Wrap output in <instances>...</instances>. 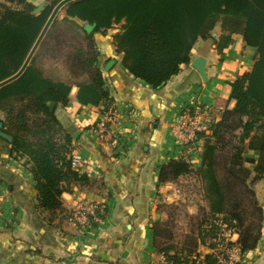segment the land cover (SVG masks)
<instances>
[{"label": "trees", "instance_id": "trees-1", "mask_svg": "<svg viewBox=\"0 0 264 264\" xmlns=\"http://www.w3.org/2000/svg\"><path fill=\"white\" fill-rule=\"evenodd\" d=\"M61 1L49 0L37 15V6L28 0L0 1V83L21 70ZM66 13L61 21L84 35L64 56L76 81L54 80L38 65L42 53L56 49L49 44L61 22L55 19L24 72L0 88V131L10 138L0 135V147H7L16 160L25 159L35 183L37 209L52 222L65 212L62 196L71 192L72 184L85 188L93 183L72 166L74 131L59 119L57 110L69 105L74 86L83 106L114 103L98 66L96 35L119 27L112 44L122 55V66L160 91L190 65L198 41L213 40L221 55L232 36L239 34L246 46L255 49L256 57L251 69L230 84L227 103L234 106L226 105L219 118L199 133L201 166L172 159L158 172L160 185L188 175L197 178L205 206L197 215L187 213L190 229L182 241L174 242L168 224H174L177 206L166 205L170 217L154 225V244L168 263L190 264L200 254L199 248L218 232L215 222L221 217L236 223L242 253L255 251L264 237V209L252 188L264 179V0H76L68 4ZM85 23L96 24V30L88 34ZM250 151L257 157H250ZM205 259L215 262L213 254Z\"/></svg>", "mask_w": 264, "mask_h": 264}, {"label": "crops", "instance_id": "crops-1", "mask_svg": "<svg viewBox=\"0 0 264 264\" xmlns=\"http://www.w3.org/2000/svg\"><path fill=\"white\" fill-rule=\"evenodd\" d=\"M28 1L38 7L48 0ZM67 6L59 8L51 24L55 19L66 18ZM113 34L96 35L98 66L122 115L119 130L126 133L123 143L104 142L93 136L90 128L101 118V104L81 105L76 99L78 88L74 86L69 105L58 108L57 114L74 135L79 132L73 154L82 158L78 171L87 174L93 183L85 188L72 184L71 192L62 196L65 212L52 222L47 213L37 209L35 183L25 159L10 157L7 147L1 146L0 264H170L154 244V225L169 220L167 206L182 202L178 187L181 180L195 178L188 175L176 182L159 184L160 167L188 155L176 143L173 122L186 107L208 106L209 115L215 120L226 105L233 107L234 102L227 103L230 84L251 69L256 51L246 46L239 34L232 36V42L221 55L213 40H200L192 52V61L198 57L207 60V83L187 65L162 90L155 91L122 66V55L116 53L112 44ZM112 60L115 63L107 70ZM45 63L41 57L38 65L53 77L45 69ZM248 155L257 157L253 151ZM187 159L194 168L201 166L199 154ZM252 188L264 209V179L254 182ZM200 197L203 198L202 194ZM85 201L104 206L99 213V217L103 216L101 221L86 232L68 221L71 211ZM200 201L203 204L198 198ZM197 211L190 209L186 213L194 216ZM199 252L209 254L202 246ZM240 264H264V237Z\"/></svg>", "mask_w": 264, "mask_h": 264}, {"label": "built area", "instance_id": "built-area-1", "mask_svg": "<svg viewBox=\"0 0 264 264\" xmlns=\"http://www.w3.org/2000/svg\"><path fill=\"white\" fill-rule=\"evenodd\" d=\"M101 118L90 128L93 136L104 142L115 141L123 143L124 135L119 130L121 122V112L113 103L110 106L101 104ZM211 108L198 105L196 107H186L181 115L173 122L172 133L176 143L187 152V158L200 154L203 140L199 139V133L207 130L210 124L215 120L209 115ZM183 157L182 159L188 161ZM82 164V158L79 155H72V166L79 170ZM104 206L97 202L85 201L79 203L70 213L68 221L76 225L81 231H88L92 223L100 222L99 213ZM219 228L218 232L209 239L202 247L208 249L209 254L214 255L215 262L206 261L207 254L201 253L194 256L190 264H240L245 254L242 253L238 244L239 234L235 222H225L221 217L216 220Z\"/></svg>", "mask_w": 264, "mask_h": 264}, {"label": "rangeland", "instance_id": "rangeland-1", "mask_svg": "<svg viewBox=\"0 0 264 264\" xmlns=\"http://www.w3.org/2000/svg\"><path fill=\"white\" fill-rule=\"evenodd\" d=\"M1 14L2 10L0 9V16ZM118 31L119 27H116L113 30H109L107 34H115ZM83 37L84 35L81 32L77 34L67 28L66 23L61 21L57 24L49 41L50 47H56V49L51 50L49 48L47 52L41 54L44 62L46 61L44 64L45 69L54 75L53 77H50L51 75L47 76L54 80H63L66 82L76 81L71 75L70 67L64 62V56L67 53H71L74 49L73 47H77L82 42ZM58 42L60 43L58 44ZM196 180L193 177H185L178 186L181 188L182 202L176 205L177 209L174 215V224H168L173 228L172 238L174 242L182 241L183 237L186 235L185 231L190 229L189 226L191 224L186 212L188 211V213H190V209L197 211L200 207L205 206V201L200 197V194H202L201 183L199 184L200 181L197 178ZM198 198L204 201V205L201 201L198 202ZM197 212L195 215H197ZM88 229L90 230L91 227H88Z\"/></svg>", "mask_w": 264, "mask_h": 264}, {"label": "water", "instance_id": "water-1", "mask_svg": "<svg viewBox=\"0 0 264 264\" xmlns=\"http://www.w3.org/2000/svg\"><path fill=\"white\" fill-rule=\"evenodd\" d=\"M73 1H76V0H62V1L56 6V8L53 10V12H52V14H51V16H50V18H49L47 24L45 25L43 31L41 32V34H40L38 40L36 41L35 45L33 46V48H32V50H31L29 56L27 57V59H26L24 65H23V67L21 68V70H20L17 74H15L14 76H12V77H10L9 79H7V80L1 82V83H0V88L3 87L4 85H6V84H8V83H10V82H12V81H14L15 79H17V78H18V77L24 72V70H25V69L27 68V66L29 65V63H30V61H31V59H32V56L34 55V52L36 51L38 45L40 44V42L42 41L43 37L45 36L46 31H47L49 25L51 24V22L53 21V19H54L56 13L58 12L59 8H60L62 5H64V4H69V3L73 2ZM48 2H49V0L46 1V2H44L42 5L38 6L37 9L35 10L34 14H36V15L39 14V13L43 10V8L48 4ZM83 28H84V30H85L88 34H92V33L96 30L97 25H96V24H94V25H90V24H88V23H85V24L83 25ZM101 31L103 32L104 29H101ZM114 63H115V61L112 60L110 63H108V65L106 66V69L108 70L109 67H110L111 65H113ZM206 63H207V60H206L204 57H198V58L194 59V60L190 63V66H191L193 69H195V70L199 73V75H200L201 78L203 79L204 83H207ZM49 106H50L51 112H54L55 107H56V103L52 102V103H50ZM2 127H3V125H2V123H0V128H2ZM0 135H1L2 137H4L5 139H7V140L10 139L8 135H6V134H4V133H1V131H0ZM78 135H79V132L76 133V134L74 135V142L78 139Z\"/></svg>", "mask_w": 264, "mask_h": 264}]
</instances>
